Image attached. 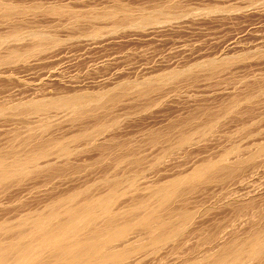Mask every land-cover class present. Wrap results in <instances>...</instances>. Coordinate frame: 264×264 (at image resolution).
Here are the masks:
<instances>
[{"label":"rangeland","instance_id":"1","mask_svg":"<svg viewBox=\"0 0 264 264\" xmlns=\"http://www.w3.org/2000/svg\"><path fill=\"white\" fill-rule=\"evenodd\" d=\"M10 1L13 2V0ZM14 1L13 3L18 6L21 4L20 8L23 9L22 12L10 16L0 13V42L5 39H1L2 35L9 36L8 42L2 40L0 43V51H4V53L0 52V57L3 59L8 57L7 53L16 48H20L16 50L24 53L29 51L32 48H29V43L44 40L46 35L42 37L43 34L50 36L47 40L45 39L47 43L43 41L49 45V48L28 53L29 56L26 53L24 58L27 57V60L21 61L20 57L14 56V58L12 53L11 57L5 59L8 64L3 63L0 58V152L5 154L10 153L12 148L17 149L23 142V138L30 136L32 130H40L42 137L47 140L63 139L64 136L68 139L69 135L72 137L76 133L98 128V124H102L109 132L104 134L106 136L104 139L102 136L98 138L103 144L97 141L101 146L92 138L89 140V137L84 138L87 140L82 139L83 142L80 140L81 143L74 142L71 146L72 150L75 148L80 152L74 150L73 156L80 154L81 159L78 156V158L72 157L76 159V162L68 159L69 163L67 160L66 163L65 160L57 163L60 165H57L60 167L57 171L64 170L50 175L36 173L21 184L0 187V220H14L19 214L42 208L43 204L52 200V197H58L60 193L69 191L73 186L85 187L88 181L89 184L90 181L95 183L106 177V173L110 174L111 171L113 173L116 170L113 169L115 167L113 165L118 164L117 159L120 156L112 150L115 146V138L118 139L116 143L119 144V140L122 142L119 146L130 142L135 146L130 143L128 146L133 149L138 147L136 157L140 156L141 161L138 158L139 161L137 159L136 161L139 163L131 161L142 166L141 168L139 165L134 166L140 170L130 166L131 169L133 168L130 170L140 171L137 172L140 174L146 171V174L142 172L144 174L141 175L142 177L147 175L146 182L159 183L161 180L171 179L182 173L186 174L198 164L218 159L233 150L234 153L228 157L229 162L237 159L245 160V163L243 161L244 164L237 167L233 174L222 171L214 174V177L212 175L207 178L202 177L198 179L199 181L189 184L191 187L195 185L193 189H190L189 185V190L187 187L181 188L184 191L182 194L184 197H181V191L179 200L176 198L175 201L178 200L177 202L180 203L185 201L186 207L190 206L195 210L198 215L195 218L197 221L195 225L202 227L204 224L203 228L206 226V230L203 231L205 228H202L200 233L204 232L203 235L207 233L205 236H212L211 238L215 239L210 238L212 241H208L209 238L205 236L203 238L200 233L196 235L199 234L202 237H195V234L193 236L188 232L190 234H185L186 237L181 238V241L183 240L181 244L185 246V249L182 247L181 251L177 247L178 252H175V249L174 252L177 253L175 254L173 248L166 247L158 253L160 255L157 254L158 261L163 260L161 263L181 264L186 259H195L197 254L201 257L207 251L217 252L223 242L227 244L232 238L235 240L246 237L258 223L259 226L260 223H264V151L249 160L250 155L264 144V0ZM158 8L161 11L163 9L164 12L160 14ZM112 9L119 10L113 11L117 16L114 17L112 12L113 17L109 15V19L108 14L104 15L103 12L107 10L108 13ZM121 9L127 10V14ZM169 9L170 11L167 12ZM152 10L158 13L156 18V13ZM133 11L138 15H135ZM147 12L149 17L146 16ZM98 15L104 16V19H99ZM130 15H134L131 16L132 18L138 17L134 20V18L130 19ZM126 16L132 22L129 19L126 20ZM150 17H154L155 20L151 19L156 22L152 23L153 21L149 20ZM141 18L142 21L148 18L151 22L147 19L148 22H142ZM35 31L37 34H34ZM48 40L49 42L55 40V43L53 41V44L48 43ZM11 45L13 48L15 46V49ZM13 58L18 61H14ZM7 60H11V63ZM218 60L226 63L230 60V62L220 64ZM210 62H214L213 66L216 64L217 66H212L210 69L212 65ZM202 63H206L208 70ZM202 65L205 68H202ZM222 66L225 67L222 68ZM148 80L152 83L151 86L149 85L153 87L152 89L146 88L150 83ZM140 81L149 83L143 87L145 85ZM140 83L143 85H140L143 87L140 90L149 89L147 93L145 90V92H138ZM85 91L97 96L96 102L93 100L94 96L90 98V102L89 96L86 93L83 94ZM73 93L77 97H73ZM96 93L101 94L96 95ZM70 94H73L72 99L79 97L81 100L78 102L76 99L75 105L72 104L74 107L80 105L81 107L77 109L82 108L83 115H75L76 108H74L75 111L73 107L68 110V107L72 106L71 102H74L71 97H68ZM77 94L83 96V100ZM65 95L68 97L67 100L63 97ZM60 96L63 98L62 101ZM111 97H113L112 100H110ZM52 98L57 99L55 102H60L56 105ZM24 101L26 104L29 103L28 106L32 105V108L27 106L30 112L22 109L26 107L23 104ZM35 101H40L36 102V105L42 106L41 104L44 103L45 107L48 105L50 109L47 107L45 110L42 106L46 112L43 109H36V113H31ZM63 101L70 102V104L67 103L68 107L67 104L63 105L65 104ZM237 101L240 104L238 102L239 105L236 107ZM50 102H53L60 110L52 104H46ZM88 102L90 103L86 105ZM94 102L98 106L96 109ZM83 103L84 107L88 106V108L82 107ZM58 104L63 106L59 108ZM17 105L22 108L19 109ZM49 105H52V108ZM34 107L37 108L35 105ZM84 109L88 112L85 113ZM37 110L44 113L38 114ZM89 110H93V113ZM216 114L218 115L216 118L222 115L217 118L218 125L205 138L183 144L170 154L163 153L162 149L169 145L177 146L179 135H181L179 130L183 132L186 128L185 131H191V128L193 130L198 125L204 126L203 124L206 125ZM181 127L184 129H180ZM151 136H162L164 140L161 141L159 138L155 142V138ZM111 139H113L112 142ZM150 139L154 140L153 145L155 143L158 145L160 141L161 143L154 147ZM105 145L112 146L111 156H109L110 147L106 148ZM98 147L99 149L104 147L105 150H97ZM117 149L118 147L116 149L114 147V151ZM105 151L109 154L107 155ZM106 155L109 159L111 158L110 161L117 155L116 163L109 162V159L107 162ZM96 159H99L101 164H98ZM72 162H75L74 165L70 164ZM105 163L111 164L113 170L110 165L105 166ZM76 164L80 166L79 170L75 169ZM124 165L126 166V163ZM104 166L110 168L107 169ZM127 169L120 171V174L126 170L130 171L129 168ZM117 171L119 173L118 169ZM229 196H233V199ZM179 197L182 198V202ZM130 198L131 193L122 196L121 201ZM175 201L173 202L175 208L184 206L182 204L179 206L180 203ZM234 201L235 204H229ZM20 211L23 212L20 213ZM214 233L220 237L217 239ZM1 238L0 235V240ZM185 239L190 243L187 241L183 243ZM187 244H191V247L188 245L186 248ZM199 244H202L201 250L197 251ZM157 248L161 247L157 246ZM167 248H171V253L168 254ZM193 248L199 253L194 254ZM154 251L155 247H149L137 257L141 260L146 257L141 262L144 263L146 260L145 264H150L149 260L153 262L154 257H157L152 255ZM183 258L186 259L183 260ZM260 260L264 263V259ZM260 260L255 261L256 263L245 260L248 262L244 264L249 262L258 264Z\"/></svg>","mask_w":264,"mask_h":264},{"label":"bare ground","instance_id":"2","mask_svg":"<svg viewBox=\"0 0 264 264\" xmlns=\"http://www.w3.org/2000/svg\"><path fill=\"white\" fill-rule=\"evenodd\" d=\"M13 2H15V1L13 0ZM13 2L10 0L9 1L8 0H0V13L1 14L3 13L4 15L10 16L12 14L22 12L23 8L22 9L20 8L21 4L18 6V4L13 3ZM163 9H162V11H163ZM170 9L167 10V12L170 11ZM117 10H119V9H117ZM117 10H113V9H112V11L109 10V11H111V14H109V11L107 13V10L103 13H104V15L108 14V17H109V15L112 16L113 11L118 12ZM123 10H124V12L127 11V10L125 11V9H123ZM142 10H145V9H142ZM155 10H157V9H155ZM155 10H152V11H155ZM145 11H148V10L146 9ZM162 11L159 9V13L160 12L162 13ZM164 11H165V9H164ZM114 12H113V15L115 14ZM129 12H128V14H129ZM133 12L135 14V11H133ZM133 12H131V13H133ZM148 12H150V11H148ZM148 12H147V14L145 13L146 16L149 14ZM155 13H156V11H155ZM126 14H127V12H126ZM74 15H76V14L74 13ZM135 15H138V14H135ZM141 15H142V13H141ZM144 15H143V17H144ZM157 15H158V13H156L155 18L157 17ZM100 16H102V14ZM100 16L98 15L99 19L104 17V16L103 17H100ZM116 16L117 15H114V17H116ZM123 16H124V14H123ZM127 16L125 18L126 20L129 19V18H127ZM131 16H134V15H130V19L132 18ZM151 16H152V14H151ZM76 17H77V15H76ZM105 17H107V16H105ZM137 17L138 16H135V18H137ZM147 17H149V15ZM135 18H134V20H135ZM151 18L153 19L154 17H150L149 20H151V21L155 20V18L153 20ZM109 19H110V17H109ZM146 19L148 20V18H145L144 21H142V18H141V21L145 22V21H147ZM151 21H149V22H151ZM154 22H156V21H153L152 23H154ZM34 34H37V32ZM39 36H40V34H39ZM44 36L46 37V38H44V40H38L33 44H32V42H31V44L29 43V45H30L29 48H31V47L32 48L29 51L24 50L25 53L18 51V50H20V48L19 49L16 48V49H18V50H16L15 46L13 48L12 47L13 45H11V47L15 50H12L11 52H9L10 49H12L11 47H9L10 48L8 51L9 53H7V55L9 54V56L7 57L5 55L6 58H4V59L0 57L1 61L3 60L2 62L4 63L5 59H8L9 57H11L10 54H12V53H13L12 54L13 57L14 56L20 57L21 59H19V60L21 61V60H25L27 58V57L24 58V56H26L25 55L26 53L29 56V54L31 52L36 53V52L44 50V49L47 50L49 48L48 47L49 45L46 44L47 43L46 40L50 36H48L47 34H43L42 37H44ZM8 37L9 36L4 37L2 35L1 39L5 38L2 40L7 41V39H9ZM2 40L0 43H2ZM43 41H46V43L45 42L43 43ZM49 41L50 40H48V43H51L52 41L55 43V40H51V42H49ZM53 42H52V44H53ZM56 42H57V40H56ZM0 47H1V44H0ZM46 47H48V48H46ZM0 52L4 53V51H0ZM7 61L8 62L10 61V63H11V60H7ZM14 61H18V60L14 59ZM217 62H219V60ZM221 62L222 61H220L219 63L221 64ZM229 62H230V60H229ZM229 62H227V63H229ZM5 63H7V62H5ZM207 63H209V62H207ZM213 63H211L212 64L211 67H210V65H208L210 67V69L212 68ZM224 63H226V62H224ZM202 64L206 65V63H202ZM203 65H202V68H205ZM216 66H217V64H216ZM216 66H213V67H216ZM223 67H225V66H222V68ZM199 68H201L200 65H199ZM206 69H207V65H206ZM215 69L218 70L219 68L218 69L215 68ZM173 72H172V74L177 73L178 71L177 72L175 71L174 73ZM213 73H215V72H213ZM144 81H140V82L145 86H143L141 83L138 85L139 86L142 85L143 87H146V85L150 81L148 80L149 82L146 84ZM138 85H136V86H138ZM149 85L151 86L152 83L150 82L146 88L152 89L153 87L151 88ZM143 87L140 86V88L139 87L138 88L136 87V88L139 89L138 92L139 91H143V92L146 91L145 93H147V90H149V89L140 90ZM85 93H86V91L83 94H85ZM88 93L89 92H87L86 94L89 96L90 102H91V99L93 98L92 96H94V98H95V99H93L94 101L97 100L96 99L97 96L92 95L91 93H89L90 94L89 95ZM73 94L72 95L70 94V96H68V97L70 98L71 96H73ZM93 94H95V93H93ZM100 94L101 93H96V95H100ZM75 96L76 95L74 94L73 97H75ZM84 96L87 97L86 95H84ZM104 96H105V94H104ZM63 97H64V99L66 98L65 100L68 99V97H66V95ZM82 97L83 96L80 95V99H82ZM98 97H100V96H98ZM55 98H57V97H55ZM55 98H52V99H54L53 100L54 102L59 97L57 99H55ZM60 98H62V97L60 96ZM33 99H35V98H33ZM33 99H32V102H34ZM76 99H78V102H81V100H79V97L75 98V100ZM112 99H113V97L110 98V100H112ZM36 100H42V99H36ZM49 100L51 101V98H49ZM62 100H63V98L60 101H62ZM71 100L74 102H71L70 100H68V101H70L71 104L74 103V105H75V100L72 99V97H71ZM87 100H86V102H87ZM102 100H104V99H102ZM43 101H41V103ZM98 101L101 102L100 100H98ZM27 102L31 103V101H28V100H27ZM36 102L37 101H35V104L33 103V110L34 111L32 110L31 113H36V109L42 110L43 107L46 106L44 103L43 104L40 103L43 107L40 105H36ZM39 102H37V103H39ZM57 102H55V104ZM63 102L65 103V101H63ZM70 102H66L63 105H66L67 103L70 104ZM90 102L86 103V105L89 104ZM95 102H94V107L96 109V107H98V106H96L97 103H95ZM238 102L239 101L235 102L236 107H237V105L240 104V102H239V104H238ZM29 103L26 104V101H24L23 104L26 105L25 108L21 107L22 104H21V106H18V105L17 106H18V108L20 107L19 109H21V108L24 110L26 109L25 110V112H26V111H28L27 106L29 105ZM46 104H52L56 109H58L55 106V104H53V102L52 103L51 102L46 103ZM61 104H58V107L63 106ZM68 104L66 105L67 107H68ZM34 105L37 108H35ZM52 105H49V106L52 108ZM233 105H234V102H233ZM66 106H64V107L67 110ZM47 107H48V105H47ZM47 107H45V110L47 109ZM77 107H81V106L79 105ZM77 107H74L72 104V106L70 105L68 107L69 108L68 110H70V108H72V109L76 108V111H75V109H74L75 112L73 111L74 114L75 115H83L82 108L77 109ZM82 107H84V103H83ZM94 107H93V109H94ZM28 108H32V105H31V107L28 106ZM84 108H88V106L87 107L85 106ZM233 108L235 109V107H233ZM48 109H50V108L48 107ZM90 109H92V108H90ZM227 109H230V108H227ZM227 109L225 110V112L227 111ZM38 110H37L38 114H39V112H42V111L38 112ZM45 110L43 109L44 112H46ZM58 110H60V109H58ZM230 110H228V111L231 112ZM90 111H92V113H93V110H89V112ZM28 112H30V109ZM44 112H42V113H44ZM84 112H85V109H84ZM86 112H88V110ZM235 112H237V111H235ZM94 113H95V110H94ZM223 114H225V113H223ZM84 115H86V114H84ZM214 116L215 117H212V120H210V118H208L210 120L209 122L205 121V122H207L206 125L202 123L204 126L198 125L193 130L191 128V131H185L186 130V128H185V130H184L185 132L184 131L181 132L179 130V133H181V135H179L180 139L178 141V144H176L177 146H174V147H171V145H169L170 147L165 146L166 148L163 147L164 149H162V150H164L163 153L170 154V152H172L174 149L176 150V149L180 148L183 144L191 143L197 139L205 138L207 135H209L211 133L210 131L215 129V126L218 125L217 124L218 123L217 118L221 117L222 115L217 117V118H216V116H218L217 114ZM97 127L98 128H95L91 131L90 130L85 131V132L82 131V133H79V134L76 133V135H74V136L72 135V137L69 135L68 139H66L67 136H64L66 138H64V137H63V139L50 138L48 140H47V138L42 137V134H41L42 132H40V130H38V131L32 130L34 132L31 131L30 136L28 135L27 138H23L24 139V140H22L23 142L21 143L20 146H18L17 149L12 148L13 150L10 151V153L6 152L7 154L6 153L4 154V152H2V153L0 152V187L7 186L8 184H10V185L21 184V183L25 182L27 179H29L33 174H36V173L37 174H39V173L43 174L44 173L43 175H45V173L46 174L48 173L50 175L51 173L56 174V172H60V171L64 170V169H62V170L60 169V171H57L60 168V167H58L60 165H58L57 163H59V162L62 163L64 160L66 163V160H67V162H68V159L74 160V159H72V157L78 158V156L80 155L79 154L76 157L73 156V151L75 150V148H74V150H72L73 148L71 146L73 145L74 142H77V141L80 142V140L87 138V137L90 138V139L88 138L89 140L93 139L97 142V141H99L98 140L99 137L102 136L103 139L106 137V136H104V134L109 132V131L104 129V126L102 124H98ZM180 129H182V127ZM151 137H153V136H151ZM161 137H153V138H155L154 140H156L155 142H157V140H159V138L161 139V141L164 140V139H162L163 137L162 138ZM61 138H62V136H61ZM152 139H150L151 140L150 142L152 143V144L151 143L150 144L152 146L160 145L161 141H160V143L158 141V143H159L158 145L155 142H154L155 144L153 145L154 140H152ZM84 140H87V139H84ZM84 140H82V142ZM112 140L113 139H111V142H112ZM114 140H115V143H114L115 146H114V144H113V146L115 147V149H116V147H118L117 151L116 150L114 151V147H112V146L106 147V145H108L110 143V141H108L109 143L106 144L105 147L106 148L110 147L109 148V152H110L109 156H111L112 150L115 153L117 152L118 153V154L116 153L117 155L120 154V156H118L119 159L116 158L117 155L116 156L114 155L115 158L118 160V164L113 165V167L117 166L116 168L115 167L113 168V169H116L114 171H117V169H118L119 173H118V171L117 172L113 171V173H111L112 172L111 170H113L112 165L106 164L108 162L107 159H109V157L107 156L109 153H108V151H105V152H107V155H106L107 158L105 157L107 162L104 165L105 166L110 165L111 170L110 169L109 170L111 172H110V174L106 173L105 174L106 177H104V178L102 177L103 178V179L101 178L102 180L95 182V183L90 181L91 182L90 184L88 181V184L86 183L87 185L85 187H80V188L79 187L75 188L77 186H75V187L73 186L74 189H72L73 187L70 186V188L71 187L72 188L69 191H66L65 193L63 191L62 194L59 192L60 194L59 193L58 194L61 196L58 195V197H56V198L52 197V200L49 201L50 203L48 202L47 204H43L42 208L41 207L38 209L36 208V209H33L32 211H27L25 213H22L23 211L22 212L20 211V213H22V214L17 215L15 217V219L11 220V221L9 219L8 220H6V219L0 220V235L2 236V238L0 240V264H141L144 261V258H146V257H144L143 260H141L140 257H137V256H139L140 253L144 252V250L148 249L149 247H155V251L152 254L153 256L154 255L156 256L160 251H162L163 248L166 249V247L173 248V252L177 247H179L182 251V249L185 246H183L181 244L183 241V240L181 241V238H183V236L186 237L185 234H190V233H192L193 236H195L196 233H200L204 228L205 229L203 231H205L206 226L203 228L204 224L201 223V224H203L202 227H200V226L197 227L195 225V223H197L195 218L198 217V215H196L197 214L196 211L193 210L190 206H189V208L186 207V203L184 200L183 201L185 204L177 202L179 200L178 196L184 194V191H182L181 188L185 189V187H187V190H189L188 189L189 184H193V182L199 181L202 177L207 178V176H211V175L214 177V174H218L219 172H222V171L223 172L227 171V174H233V172H235V169L237 167H239L241 164L245 163V160H243V159H237L234 162L228 161L229 155L234 153V150H233L232 152H228L227 154L221 156L218 159L208 160V161H204V162L198 164L195 168H193L190 172H188L186 174L182 173V174H179V176L173 177L171 179H167L164 181L161 180V182L159 181V183L158 182L152 183L151 181H149V182H151V183H149V182H146L147 179H145V177L147 175H144L143 177L141 176L144 173L146 174L147 173L146 171H142V169H141V171L144 173L143 174H142V172H141V174L137 173V172H140L137 170H140V168L142 166L140 164L134 163V162H137L136 159L138 157H136V155H137L136 153H138V150H136V149L138 147H134L136 149H133V147L128 146V144L130 142H128V144L123 143L122 146H119L122 142L119 140L120 143L118 144V143H116V140H118V139L114 138ZM99 142L101 143V141H99ZM90 143H91V141H90ZM101 144L98 143V145H100V146H101ZM116 144H117V146H116ZM131 145H133V144H131ZM133 146H135V145H133ZM99 147L97 150L102 149V151H103L104 147L103 148L101 147V149H99ZM110 149H112V150L110 151ZM76 150H78V149H76ZM106 150H108V149H106ZM263 151H264V144L260 145L259 148L257 149V151L250 155L249 160L256 157L258 154H260ZM103 154H104V152H103ZM115 158H114V160H112L113 164H114ZM139 158H140V156H139ZM80 159H81V157H80ZM110 159H109V162L112 163V161H110ZM71 160H70V162H71ZM98 160L96 159L97 162H99ZM131 160L134 162H132ZM74 161L76 162V159ZM77 161H79V160H77ZM116 161H115V163H116ZM243 161H244V163H243ZM75 162H72L70 164L74 165ZM100 162L98 164H101ZM65 163H63V165ZM124 163H126V166L124 165ZM137 163H139V162H137ZM70 164H67V165L70 166ZM102 164H103V162H102ZM128 164H130V165L127 166ZM131 164H134V165H131ZM77 165L78 164H76V166ZM135 165L136 166L139 165L140 168H138V167L135 168L134 167ZM76 166H74L75 169H78L80 167L78 165V167L76 168ZM130 166L137 169L136 170L137 172H135V170L131 171L133 168L131 169ZM110 167H105V168L108 169ZM121 167H124L123 168L124 170H125V168L126 169L129 168V170L130 169L131 170L127 171L128 170L127 169L125 171L126 173L124 172V173H122L124 175H122V174H120V171L123 170V169L120 170ZM42 174H41V176H43ZM209 178H211V177H209ZM143 179H144V181H143ZM83 185H85V183ZM193 186H195V185H192V187ZM192 187L190 186V189ZM68 189L69 188H67V190ZM179 190H180V192H179ZM181 191H182V193H181ZM129 193H131V198L125 199L124 201H121L122 196H125ZM181 197L183 198L184 195H182ZM230 197L231 196H229V198ZM232 197L230 199H233ZM176 198L178 199L177 201H175ZM182 198H180V201ZM230 199H229V201H232ZM174 201L177 203H180L179 206L181 204L184 206H182V207L180 206V208H178L176 206L177 208H175V205H173ZM236 202H237V200H236ZM187 204H189V202H187ZM229 204L230 205L235 204V201L232 203L230 202ZM176 205H178V204H176ZM197 211L199 212V209ZM258 224L256 227H254L253 230L251 229V231L249 232V234H247L246 237H243V238L239 237V238H236L235 240H232L233 238L232 239L230 238L231 240H228L230 242L227 243V241H226L227 244H225L223 242L222 246L220 245L221 244L220 243L219 247L221 246V248L218 249L217 252H208L207 251L206 253H203V255H201V252H200L201 257L199 256V254H197V257L194 255L197 259L195 258L192 260L191 259L188 260L186 258H183V260L186 259L188 261L185 260L182 263L180 261V263L181 264H242L243 261H244L243 264L245 262L247 263L248 261H254V263H256L255 261H258L260 259H264V223L263 224L260 223V226ZM188 232H190V233H188ZM203 233H200V234L203 235ZM206 234L203 235V238ZM208 234H209V232H208ZM209 235L211 236V234H209ZM214 235H215V233H214ZM187 236H189V235H187ZM197 236L202 237L201 235L199 236V234L196 235L195 237H197ZM215 236L217 239L220 237V236L218 237L217 235H215ZM189 237H191V236H189ZM206 237H208V236H205V238ZM211 237H208L209 238L208 241L211 239H213V240L215 239L214 237L213 238H211ZM190 239L192 240V238H189V240ZM217 239H216V241H217ZM187 240H188V238H187ZM187 240L185 239V241L183 243H185ZM188 243H190V242H188ZM204 243H206V240ZM217 243H219V242H217ZM180 245H181V247H180ZM188 245L190 246L191 244H187L186 248L188 247ZM201 245L199 244L197 246V248L195 247L196 249H198V247H199V250H197V251L201 250L200 249ZM157 246H160L161 248L158 249ZM216 247H218V246L216 245ZM171 248L170 249L167 248L168 254L171 253V251H172ZM194 251H195V249H194ZM210 251H214V250H210ZM175 252H178V250L176 249ZM191 252H193V251H191ZM204 252H205V250H204ZM193 253L195 254V253H199V252L195 251ZM175 254H177V253H175ZM158 255H160V254H158ZM158 255H157V257H154L157 260H155L152 256V259H154V261L152 262L149 260V262H151L152 264H154L156 261H157V263H155V264H159V262L161 263L163 260H160L161 259L160 258L159 259L160 261H158ZM191 255H193V254H191ZM145 256H147V255H145ZM187 257L188 258H191V257L194 258L193 256H190V257L187 256ZM245 260H248V261H245ZM261 261H263V260H260V263H262ZM145 262H146V260H145ZM145 262L142 264H145ZM260 263H258V264H260ZM161 264H163V263H161ZM249 264H250V262H249ZM251 264H253V263H251ZM262 264H264V263H262Z\"/></svg>","mask_w":264,"mask_h":264}]
</instances>
